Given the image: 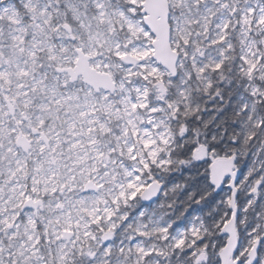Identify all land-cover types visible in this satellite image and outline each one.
<instances>
[{"label":"snow or ice","instance_id":"1","mask_svg":"<svg viewBox=\"0 0 264 264\" xmlns=\"http://www.w3.org/2000/svg\"><path fill=\"white\" fill-rule=\"evenodd\" d=\"M0 264H264V0H0Z\"/></svg>","mask_w":264,"mask_h":264}]
</instances>
